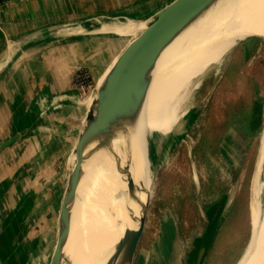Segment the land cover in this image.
<instances>
[{
	"label": "rangeland",
	"instance_id": "1",
	"mask_svg": "<svg viewBox=\"0 0 264 264\" xmlns=\"http://www.w3.org/2000/svg\"><path fill=\"white\" fill-rule=\"evenodd\" d=\"M141 23L148 24L144 20ZM103 32L90 36L98 41L94 45L97 57L90 64L94 74L85 67H79L75 72L87 76L89 88L78 90L73 83L75 73L72 75L71 85L78 91L79 98L88 99L97 78L140 31L134 34ZM250 33L239 32L235 40L246 36L264 38L259 32ZM263 38L243 41L252 48L256 44L248 58L244 56L243 42L234 44L233 39L231 48L226 49L219 62L205 67L188 87L178 91L174 101L166 103L164 134L158 138H146L152 189L132 264H193L195 240L203 234L207 224L204 208L222 195H226L222 218L210 247L202 252L201 264H235L248 247L264 203V133L261 132L264 126ZM249 116L259 119L253 133L246 129ZM117 138L113 137L111 144L113 146L117 142L116 147L111 148L109 144V149L104 150L108 155L100 150L96 140L94 147L86 145V151L91 153L94 172L102 165L109 168L106 164L110 160L114 163L135 158L126 161V166L131 167L127 176L131 178L139 171V158L134 156L138 153H132L134 149L129 147V151L123 152L126 146L124 148V143L120 139L118 142ZM128 141L127 146L132 147ZM95 149L103 152L104 156L100 153L98 158ZM101 155L107 156L105 161L100 162L103 160ZM26 214L22 212L24 217ZM57 214L58 211L53 213L55 221ZM37 216L39 220L44 217L50 219L52 213L38 211ZM24 223L27 226L0 229V264H49L55 238L49 235L50 231L48 238L45 229L28 227L27 221ZM30 230L32 233L40 230L39 237L30 239L31 234H26ZM17 233L20 238L12 242L11 234ZM209 235L210 230L200 245L207 244ZM198 254L199 251L196 261ZM71 255L72 251L67 252L69 259H62L61 264H68Z\"/></svg>",
	"mask_w": 264,
	"mask_h": 264
},
{
	"label": "crops",
	"instance_id": "2",
	"mask_svg": "<svg viewBox=\"0 0 264 264\" xmlns=\"http://www.w3.org/2000/svg\"><path fill=\"white\" fill-rule=\"evenodd\" d=\"M172 1L0 3V229L21 228L27 221L28 227L45 229L47 235L50 231L55 238L53 213L62 199L71 152L87 109V97L79 98L71 78L79 67L94 74L91 65L98 41L90 36L118 31L123 21H130L128 31L141 32L142 20L149 21ZM13 136L11 144L1 147ZM38 211L52 217L39 220ZM22 212H27L26 217ZM40 230L26 234L37 239ZM11 237L15 242L20 235Z\"/></svg>",
	"mask_w": 264,
	"mask_h": 264
},
{
	"label": "bare ground",
	"instance_id": "3",
	"mask_svg": "<svg viewBox=\"0 0 264 264\" xmlns=\"http://www.w3.org/2000/svg\"><path fill=\"white\" fill-rule=\"evenodd\" d=\"M207 11L210 13L206 14ZM131 27L130 21H127L116 28V32H138L128 31ZM242 31L259 32L264 36V0H213L168 40L156 56L149 59L137 94L143 82L146 83L145 88L140 97L134 99V116L113 134L114 138L118 137V142L124 143V148L126 146L124 150L119 144L123 152L129 147L134 149L130 152L139 155L134 154L139 158V171L131 176L134 189L131 193L127 191L126 180L130 177L127 171L131 167L126 166V161L135 158L127 155L129 158L125 162L113 159L114 163L108 158L106 165L109 168L97 166L94 172L91 153H87L84 147L78 186L69 204L70 231L62 250L67 260V252L72 251L68 264H130L123 261V242L126 232L137 228L143 205L152 189L146 138H158L164 134L166 103L174 101L178 91L188 87L205 67L219 62L232 40L238 38V33ZM126 139L132 147L127 146ZM94 141L92 139L87 145L94 147ZM116 143L113 146L116 147ZM109 144L103 149L100 147V150L104 152L109 149ZM95 150L98 152L99 149ZM101 151L98 152V158L100 153L108 155L107 151ZM102 155L100 158L103 160L98 159L100 162L107 158ZM235 264H264V203L250 243Z\"/></svg>",
	"mask_w": 264,
	"mask_h": 264
},
{
	"label": "water",
	"instance_id": "4",
	"mask_svg": "<svg viewBox=\"0 0 264 264\" xmlns=\"http://www.w3.org/2000/svg\"><path fill=\"white\" fill-rule=\"evenodd\" d=\"M212 1L173 0L165 5L147 21L148 24H145L142 31L129 40L121 49L113 60L114 62L107 67L108 70L106 69L102 73L104 78L99 85H97V82L102 75L97 78L95 87L89 93L87 109L71 152V164L58 208L55 244L49 258V264H61L62 259H66L62 250L70 231L69 204L73 201L78 186L84 147L92 139L97 141L98 147L107 146L112 141L114 131L121 128L125 121L134 116V99L137 96L139 98L143 88H145L146 83L143 82L140 93L137 94V89L143 80L149 59L156 56L168 40L174 37L198 12ZM262 38L259 36H246L235 40L234 44L249 39L259 41ZM15 138L16 136L11 137L1 147L11 144ZM126 186L127 191L131 193L134 189L131 178H127ZM148 201L149 196H147L143 205L137 228L126 232V239L123 242V247H125L124 262L133 263L136 248L144 228ZM202 252L203 249L199 250L198 261L201 259Z\"/></svg>",
	"mask_w": 264,
	"mask_h": 264
},
{
	"label": "trees",
	"instance_id": "5",
	"mask_svg": "<svg viewBox=\"0 0 264 264\" xmlns=\"http://www.w3.org/2000/svg\"><path fill=\"white\" fill-rule=\"evenodd\" d=\"M253 40L258 41L257 39H253ZM243 45H244V56H245V58H248L251 50L253 51V49H255L256 44L254 45L253 48H252V45H247V43H244V42H243ZM258 121H259V119L257 117L249 116L248 123H247L248 126L246 127V129L249 132L252 130V133H253L255 128L257 127ZM243 127H245V126H243ZM261 132L264 133V126L262 127ZM225 202H226V195H222L218 200H216L215 202L211 203L210 205H208L204 208V215L207 219V225L205 227L203 234L200 237H197L195 240L194 251H193V254H195V255H194L193 262H192L193 264H201L204 253L210 247V244H211V242L215 236L216 230H217L219 223L221 221L222 211L224 209ZM208 230H210V235H209V239H208L207 244L202 243L200 245L201 239H203L205 237V235H207ZM202 248L204 250V253L201 256L202 258L197 262L196 261L197 252Z\"/></svg>",
	"mask_w": 264,
	"mask_h": 264
},
{
	"label": "built area",
	"instance_id": "6",
	"mask_svg": "<svg viewBox=\"0 0 264 264\" xmlns=\"http://www.w3.org/2000/svg\"><path fill=\"white\" fill-rule=\"evenodd\" d=\"M4 0H0V3ZM73 83L77 87L78 90L84 91L85 89L89 88L87 76L82 72L75 73L73 77ZM87 87V88H86Z\"/></svg>",
	"mask_w": 264,
	"mask_h": 264
}]
</instances>
